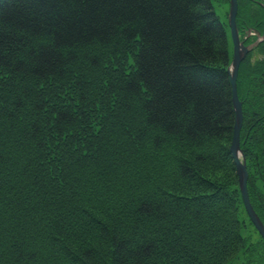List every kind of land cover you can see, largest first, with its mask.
Here are the masks:
<instances>
[{
	"label": "trees",
	"instance_id": "obj_1",
	"mask_svg": "<svg viewBox=\"0 0 264 264\" xmlns=\"http://www.w3.org/2000/svg\"><path fill=\"white\" fill-rule=\"evenodd\" d=\"M258 52H264V43ZM129 55L132 66L127 69L121 61ZM246 61L239 71L238 91L244 112L253 117V130L264 120V64L254 70ZM229 63L227 34L212 0H0V95L9 102L8 108L0 106V128L16 130L19 120L21 125L24 121L27 138L24 141L19 134L14 138L13 173L9 172L7 187L0 179L1 189L28 186L27 166L32 160L23 149L37 154L65 138L86 141L89 126L83 105L90 103L95 89L86 79L96 71V81L107 97L90 104L105 108L104 112L108 108L130 113L137 107L143 116L140 134L150 133L155 148L167 146L180 155L170 191L157 185L136 199L124 193L119 199L126 203L123 207L115 203L123 191L111 184L107 187L99 175L96 181L88 176L91 183L95 181L97 197L69 201L56 209L59 220L52 224L46 214L36 217L42 225L27 228L31 234H26V243L33 244L41 234L45 243L36 242L32 250L21 248L27 246L23 240L16 242L10 228L17 234L25 230H18L13 222L8 225L12 218L3 214L7 224L0 225V264H61L62 258L72 255L80 264H106L105 260L109 264H215L216 258H223L222 252H212L209 246L200 252L216 228L213 222L210 225L211 216L219 226L214 233L226 239L224 247L238 243L249 247L236 213L220 211L237 203L230 187L206 175L210 166H217V173L220 164L235 171L229 150L235 120ZM64 103L68 105L63 107ZM27 108L28 121L21 115ZM259 130L263 141L257 142L258 149L264 144L263 127ZM17 153L23 154L21 166ZM8 157L0 149V169H6ZM230 159L232 164L227 162ZM165 179L157 182L167 185ZM256 191L263 194L259 205L264 211V193ZM4 198L0 194V201ZM214 201L224 208L217 209ZM87 214L95 222L86 219ZM230 216L239 224L224 230ZM191 225L204 231L192 236ZM221 242L217 239L214 247ZM46 245L52 254L47 255Z\"/></svg>",
	"mask_w": 264,
	"mask_h": 264
},
{
	"label": "rangeland",
	"instance_id": "obj_2",
	"mask_svg": "<svg viewBox=\"0 0 264 264\" xmlns=\"http://www.w3.org/2000/svg\"><path fill=\"white\" fill-rule=\"evenodd\" d=\"M239 1L242 4L240 10L241 24L248 22L247 18L249 17H251L254 21L257 19L261 20V18H263L261 15H263L264 12L261 14V10L257 7V3L253 1L251 2L250 0ZM212 7L216 16H218L220 21L223 23L229 42V50L232 55V42L228 26L229 2L228 0H212ZM104 53L107 55V51H104ZM252 57L253 58H248L246 61V65L248 67L256 70L259 63L264 64V52L253 53ZM254 57L258 58L254 59ZM131 61L132 57L129 55L125 61L123 60L121 62L124 64V67L128 69L132 66ZM92 70L96 71L97 68L95 67V69ZM96 72L95 74L88 73V78L86 79L88 86L92 89L95 88L90 93V103L107 97V95L103 93L104 91L100 90L99 83L96 81L98 78ZM94 82H96V86L94 85ZM102 93L104 95L101 98ZM0 96V106L5 105L8 108L9 102L7 103L4 101V97L2 95ZM59 99L63 102L65 100L72 102L70 99H66V97H60ZM242 100L244 102L243 98ZM106 101H109V98ZM90 103L83 105V109L87 112L89 119L85 122V125L89 126V128L86 133L87 139H85L86 141L84 143L81 141L75 142L71 139L65 138L63 141L60 140L62 143L58 141L52 142L51 145L44 150V153L33 154V151L29 152V149H23L24 152L26 151V156L30 157L32 160V163H28L27 166L30 176L27 182L28 186H25L22 183L21 185L18 184L16 188H14V186H10V189L7 190L0 188L2 198L5 196V198L0 201V225L5 226L8 223V225L11 224V226H13V222L18 230L26 231L20 232V234L11 231V228L9 231L12 233V237L16 238V242L23 240L24 243L27 244L26 247H21L23 249L32 250V248L38 246L36 242L39 241L42 244L45 243L43 240L44 236L42 234L39 235L38 230L37 232L39 237L36 242L30 245L26 243V234H31V230L28 231L27 228L32 226L38 227L39 229L42 225L41 220L36 217H41V214H46L47 222L52 224L58 219L56 209H63L69 201L74 202V199L76 198L81 199L88 196L97 197V189L94 186L95 181L98 179L95 177L96 175H99L98 177H101L108 184L107 187L111 184L116 186L118 191H123L117 194L119 198L118 200H115L116 204L118 202V204H122L121 207L126 205L125 202L122 203V201L119 200L123 197L124 193H129L128 195L133 196L136 199L141 197V195L144 197L145 194L148 195L150 192H153V186L157 187L158 185L159 187L166 188L169 191L172 188L171 186L173 185V180L171 174L174 166H176V157L179 158L180 155L167 146L155 148L153 144V137L150 133L144 135L140 134L138 125L143 123V116L137 107L135 106V110L130 113H125L123 111L119 112L116 109H111L110 112V109L108 108H106V112H104L105 108L101 110V108H97L96 104L92 106ZM67 105V103H64L63 107ZM72 105L75 106V103L72 102ZM262 105L264 107V104ZM258 111L259 109L256 107V112ZM28 113H30V110L27 108L21 114L23 118L26 117V121H28V118L30 117L27 116ZM94 114H96V117H94ZM100 114H102V117ZM243 114L244 122L241 128L240 142L241 148L244 150L243 156L246 157L247 170L249 174V197L252 205L264 222V211L259 205L260 196L263 194L256 191L259 189L260 192L264 193V171H261L262 169H260V161L262 159L260 158V155L262 153L261 150H264V144L261 145L259 149L256 147L257 142L260 140L261 142L263 141L261 139L262 134L259 132V129L262 126L264 131V120H262L264 117L258 118L262 121L259 122L258 120L260 124L258 123L252 130L251 128L254 126L253 117L248 112H244ZM18 123L17 125L15 124L16 130H10L7 127L0 128V149L7 151V154L9 155L7 160L9 164L7 163L6 169H0V179L3 180L5 187L8 186L7 177L9 176V172L11 174L13 173L12 168L14 162L11 161H16L13 150L15 142L14 138L19 134L21 139L27 141L26 136H24L25 133L22 131V127L25 123L23 121L21 125V120H19ZM248 136V145L244 147ZM231 142L229 144V148L231 146ZM17 154L20 155L18 156V164L21 166L24 163V159L20 158L23 154ZM227 162L231 163L232 160H227ZM254 163H257V165L254 166ZM221 165L222 164L218 165L219 171L217 173H214V169L217 166H210L208 171L211 173L208 172L206 175L211 174V178L217 179V181H225L228 184L227 188L230 187L228 190L231 194H234V198L237 203H234L231 208H228V211L227 208H224V204H221L220 201H214L215 207L218 209L222 206L224 208H220L222 213L224 210H226L225 213H236L237 218L239 217L238 220L242 223V230L240 233L242 237L248 241L249 247L244 248L242 247V244H239L238 242H236L238 244L234 247L232 245L231 247H224L222 244L223 242H226V239L220 238L218 234L214 233L215 230H217V232L219 231V226L215 223L216 220L211 216L209 218L210 225L213 222L216 228L213 232H210L209 236L211 237V240L209 243L208 239L205 240V246L201 248L200 252L204 253L208 251V246L212 249V252H215L216 250L222 252L219 253L223 255V258H216L215 260L219 263L215 264H263L264 241L245 210L236 165L234 164V173L229 167L223 166L221 168ZM88 176L91 178L95 177V181L91 183ZM164 176H166L165 182L167 185H161L157 182V179H163ZM235 176L236 181L233 178ZM236 182L238 185H236ZM1 184L2 181H0V187ZM172 192L174 193V190H172ZM178 192L179 190L176 191V194ZM76 203L79 204L78 202ZM95 203H98V201L95 200ZM92 204L94 203L92 202ZM7 213L12 219L11 221L9 220L5 223L3 214ZM95 214H97V212H95ZM87 217L88 218L86 219L95 222L91 215L87 214ZM33 218L34 221L31 223L30 220ZM227 220V226H223L224 230L228 229L232 225L239 224L235 221L234 216L228 217ZM231 220L235 221V223H231L233 222ZM24 222L26 224L28 223V225H26V227H21ZM181 225H183L184 228L186 226L185 221H183ZM191 226L192 229L190 234L192 236H195L196 234L198 235V233L200 234L204 231L203 227L195 225ZM180 232L182 235L183 230H180ZM9 236L10 233L5 234V240L8 239ZM217 239H220L222 242L218 244L217 248H215L214 243L217 242ZM65 241L67 242V240ZM46 247L48 253L47 255L52 254L53 249H51L48 245H46ZM70 259H74L76 261L74 264H80L74 255L66 260H63L62 258L61 261L64 262L61 264H71L69 262ZM105 262L106 264H109L108 260H105ZM48 264H50V262Z\"/></svg>",
	"mask_w": 264,
	"mask_h": 264
},
{
	"label": "water",
	"instance_id": "obj_3",
	"mask_svg": "<svg viewBox=\"0 0 264 264\" xmlns=\"http://www.w3.org/2000/svg\"><path fill=\"white\" fill-rule=\"evenodd\" d=\"M230 9L228 16V24L231 32V39L233 43V58L231 65L227 69L229 74L231 88H232V103L235 112V120L233 125V136L231 146L229 148L232 155L234 164L236 165L239 186L243 197L245 210L263 238L264 241V222L256 212L254 206L251 203L248 190L249 174L247 170V164L243 151L241 149V128L243 124V102L239 98L237 79L241 63L245 60L246 56L250 52L251 48L244 45L240 41V36L237 28V14H238V0H230Z\"/></svg>",
	"mask_w": 264,
	"mask_h": 264
},
{
	"label": "flooded vegetation",
	"instance_id": "obj_4",
	"mask_svg": "<svg viewBox=\"0 0 264 264\" xmlns=\"http://www.w3.org/2000/svg\"><path fill=\"white\" fill-rule=\"evenodd\" d=\"M263 20V21H262ZM264 25V19L261 18V20L259 22L256 23L255 27H257L258 29L262 28ZM244 26V24L242 25ZM244 28V27H243Z\"/></svg>",
	"mask_w": 264,
	"mask_h": 264
},
{
	"label": "bare ground",
	"instance_id": "obj_5",
	"mask_svg": "<svg viewBox=\"0 0 264 264\" xmlns=\"http://www.w3.org/2000/svg\"><path fill=\"white\" fill-rule=\"evenodd\" d=\"M252 2V1H251ZM232 156V155H231Z\"/></svg>",
	"mask_w": 264,
	"mask_h": 264
}]
</instances>
